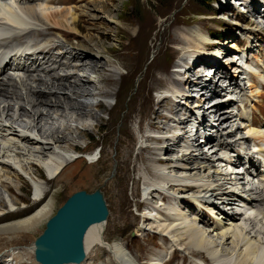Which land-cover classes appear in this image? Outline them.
I'll return each instance as SVG.
<instances>
[{
    "label": "bare ground",
    "instance_id": "bare-ground-1",
    "mask_svg": "<svg viewBox=\"0 0 264 264\" xmlns=\"http://www.w3.org/2000/svg\"><path fill=\"white\" fill-rule=\"evenodd\" d=\"M7 1L0 2V191L9 195L10 207L8 211L0 207V264H41L36 260V241L42 233L39 228L46 221L49 222L57 211L56 195L68 186L94 187L101 180L97 176L98 171L102 173L110 171L109 167L112 165H108V168L99 169L98 167L102 163L94 164L99 160H93L96 154L93 145L81 147L80 144V140L85 139L89 132L98 130L101 125L102 127L107 126L110 133L107 140H101L102 153H104L105 159L111 158L115 161L114 175L111 177L113 180L106 190L110 193H113L112 190L115 192L117 190V195H123V201L129 187L128 177L132 158L137 157V164L135 165L133 162L132 166L135 173L139 171L137 184L140 192L136 188L135 192L133 190V195L138 194V192L141 195L143 192L146 196L143 204L136 205L137 209L146 207L149 212L140 218L143 220V225L153 226L152 228L159 231V234L156 235H161L163 239L168 238L169 241H172V248L175 247V244L181 250L189 249L194 256L206 255L213 264H221L223 256L228 253L233 254L232 252H235L237 258H241L236 264H264V177L256 181L261 173L258 170L261 167L260 159L254 156L255 152L250 153L252 151L251 141L264 144V125L259 131H254L253 128L259 126L257 122L259 117L264 119V68L259 65L263 52L262 46L259 44L261 41L258 43L260 58L256 62H249L242 66L240 68L241 76H239L241 81H235L232 78L229 80L230 75L226 72V66L219 61V57L229 55L231 52L226 43H216L221 49L213 52V57H209L206 56V53L212 42L210 41V38L212 39L210 31L203 32V28H197V31L192 32L197 35L196 38H193L190 29H187L189 32L183 31L181 34L186 36L187 40H183L179 34L173 40L177 47L182 48H180L179 53L176 52L177 54L172 55L173 57L174 55H182L180 63L175 67L176 72L168 71L166 65L155 69L151 68V72L155 75L156 84L161 79L160 75L164 76L165 80L174 75L178 78L176 85L183 87V89L178 87L165 90L167 95L162 96L154 104L159 110L164 109L161 110L162 112L153 109L151 99H148L147 104L137 109L139 98L137 95L129 96L130 85H127L126 82L130 77L136 76L141 67L147 66L144 46L141 47L144 56L141 51L137 55H133L129 49L136 50L133 44L139 40L140 30L136 28L138 31L136 33L134 30L133 35L124 29L119 31L121 40L129 42V48L126 45L127 42L126 44L122 42L121 51L115 50L112 46L106 47L100 41L95 44H87V48H89L87 54L89 55L84 59L83 55L86 56L87 54L81 51L83 48L77 45L79 52L72 50L74 44L70 43L69 40H74L73 35L64 31L66 29L76 32L78 28L79 16L75 15L76 8H71V5H77L79 0H69L68 4L65 5L62 3L65 0H15L16 4ZM240 1L242 6L246 5L247 0ZM43 2H46L48 6L59 5L64 7L56 10L38 5ZM45 6L47 7V5ZM66 6H70V8ZM245 8H247V13L255 18H259L258 15L260 14L264 16L262 9L256 11L252 8L251 3H247ZM20 12L25 19L22 18ZM38 24L43 25L45 31L36 26ZM131 24L136 25V23ZM198 24L200 25V22ZM166 26L167 22L157 26L156 31L158 33L148 49V54L159 52L168 32L167 28L164 30ZM178 26H181V22L174 28ZM54 29L58 30L59 33H56ZM100 29L102 35L106 36L109 33L107 30ZM48 33L56 34V43L53 41L45 43ZM58 35H60L59 38ZM36 36L38 41L34 42L33 39ZM52 38L54 37L52 36ZM61 38L64 41H61ZM197 38L199 41L202 40L201 43ZM118 39L119 37L116 36V40ZM60 41L67 43V45ZM236 44L233 43L235 45L232 47L234 51L239 50V45ZM188 47L191 52L195 51L194 55L192 53L190 55L185 54ZM90 53L105 56V63L93 58ZM141 57H143V61H141L143 64L135 63L131 69L130 62H136ZM28 61L31 63V67ZM229 61L231 60L229 59ZM196 63L201 64L199 67L202 68L201 70L193 69ZM255 63L258 66H254ZM192 65L194 66L192 67ZM208 66L215 69L213 72L219 77L218 82L203 81L205 78H202V74L206 72ZM148 68L150 69V65L147 70ZM10 70L23 72V76L16 75V78L11 75L7 76ZM60 70L64 74L60 73ZM121 71H127V79L121 74ZM198 71L202 75L199 76L197 82L198 93L196 96L199 99L192 102L194 100L190 97H193L194 94L190 93L193 89L189 78L190 75L194 76ZM71 74H74L75 78L70 83L57 84V79L67 82L71 78ZM145 79L146 74L143 80ZM186 80L187 85H183ZM246 80H248L247 84H245ZM226 82H228V87L231 86L230 95H237L236 99L230 98V96L217 99L222 97L218 84L222 86ZM244 86L248 87L250 96ZM41 92H54V94H46L52 99H42L39 98L42 96ZM62 93H65L66 96L61 97ZM128 97L131 99L124 109L123 106ZM212 97L216 98V104L211 105L213 108L211 112L215 114V121H211L210 118L206 120V116L202 113V109L204 110L203 103ZM224 100L226 101L223 102ZM112 101L116 104L107 106ZM169 101L172 102H170L172 107L167 106L165 108V103L168 105ZM191 102L194 105H191ZM12 104L22 105L23 108L18 111L11 107ZM248 105H251V120H248L249 118L242 108L248 107ZM93 106L94 109L98 110L97 112L90 108ZM105 107L108 121L104 124L102 115L98 112ZM235 107L238 108L236 113L232 111ZM178 108L181 110L179 111ZM123 111L125 114L121 120L122 126L119 128L118 136L113 138L115 125L119 123V115ZM135 116V119L140 120L138 124V132L140 130L138 134L140 135L137 138L133 136L130 129ZM152 116L155 120L160 121L159 124L151 121ZM23 119L25 120L19 123ZM174 120H177L178 126H180V132L177 134H174L175 131H173L174 127L177 126L172 123ZM146 121L151 122L148 123L147 127ZM225 121L227 123L223 124ZM6 122H9V125H6ZM194 122H196L195 125ZM70 123H76L77 127H72ZM142 123L145 124V127L142 126ZM188 123L195 126L193 128L196 131L195 138L192 137L191 126H187ZM236 123L238 124L237 128H235ZM15 126L25 130V132H18L14 128ZM241 130L246 131V137L243 135V138L232 139L233 134ZM146 131L150 132L149 136L145 134ZM32 132L36 133L35 136L31 135ZM214 132L216 134H213ZM151 133L152 135H150ZM166 134H172V136L167 137ZM240 137L242 136L240 135ZM203 139H205V144ZM213 140L215 142L213 147L218 149L212 148L211 151L215 150L219 153L222 150L229 152L236 149L237 151L235 157L231 155L230 158H227L228 156L225 154L217 155L218 159L223 160L225 165L232 168L230 175L215 168L216 158L212 156L211 158L210 155L205 154ZM140 142H143L144 146L140 147L135 154ZM185 143L186 145H184ZM175 148L180 149L176 152ZM258 150L259 155L264 159V147ZM244 155L247 157H243ZM246 158H248L249 170L245 172L244 176L247 175L248 180L244 182L241 181V178L233 177L232 170L244 167L242 163ZM84 159L93 163L86 164ZM38 167L42 168L48 175L49 179L46 186L38 182L41 179V173L36 169ZM253 170H256L257 173L255 177L252 176ZM141 171L144 173L143 176ZM24 177L33 182L32 188L35 196L33 200L34 203H38L30 209H20L16 200L10 196L12 190L21 191L20 182ZM15 181L17 185H15ZM141 181H144L145 184L142 190L139 186ZM2 200L4 198L0 194V201ZM155 202L157 206L154 207L152 204L154 205ZM162 204L169 213L164 215V218L157 217L158 213L154 216L150 209L161 212L163 210ZM244 204L253 209L251 214L249 213L250 215H247L246 211L245 213L239 212V210L237 212L236 209L234 211V208L243 210L240 205ZM197 206L205 213L207 209L213 212L215 208L230 206L231 213L225 211L220 215L223 220L228 219L230 224L219 222L216 223L215 227H211L206 223L205 218H197L196 216L194 218L196 224H203L207 229H210L209 234L219 232L218 236L222 240L219 245L222 247L220 252L216 250L217 242L207 238V230L206 232L202 231L196 224L186 219L187 216L184 212L188 211L193 215L192 212L198 211ZM204 206L207 209H204ZM227 208L225 209L227 210ZM108 218L104 222L92 225L87 231L84 239L87 260L85 259L81 264H90L93 252L99 255L100 249H105L110 254L112 258H110L112 262L110 264H137L134 255L130 254L127 246L121 242L106 243ZM157 224L158 226H156ZM143 230L145 229L143 228ZM146 230L145 235L149 233V228ZM229 240H231V244H229L232 245L231 249L224 248L223 246L228 245ZM228 261V264H234L233 262L230 263L233 261L232 258Z\"/></svg>",
    "mask_w": 264,
    "mask_h": 264
},
{
    "label": "rangeland",
    "instance_id": "rangeland-1",
    "mask_svg": "<svg viewBox=\"0 0 264 264\" xmlns=\"http://www.w3.org/2000/svg\"><path fill=\"white\" fill-rule=\"evenodd\" d=\"M10 1H11L10 3H12V4L17 3V2H15V0H10ZM68 1L69 0L62 1L63 5L68 4ZM230 1L229 0H227V1H224V0H79L77 5H75V6L71 5V8H73V7L76 8L75 15L77 14L76 16H79L78 28H77L76 32H72V31H69L66 29H64V31H66V32L68 31L71 35H73L74 40L73 39L69 40L70 43L74 44L72 50L74 49V51L75 50L78 51L77 45H79L83 48V50H81V51L85 52L84 54H87V53H89L87 50V49H89V48H87V44H90V43L95 44L99 41L101 44L103 42V44H105L106 47L112 46L115 50L118 49L117 51H119V50L121 51L122 42L124 44H126L127 41L121 40V38L119 36L120 35L119 31L124 29L125 31L129 32V34L133 35L134 30H136V33L138 30H140V33L138 36L139 40L133 44V46L136 48V50L129 48V45H128L129 42H127V44H126L128 46V48L132 51L133 55H137L140 51H141V54H143L142 49H141L142 46H144V48L146 50V52H144V53L146 54V58H145L146 62L145 63H147L146 64L147 66L144 65L143 68L141 67V70L136 74V76L130 77V79L126 82L127 85H130L129 96H131V97L136 96V95L138 96L139 100L137 101L138 102L137 103V109H140L142 107V105L147 104L148 99L152 100L153 106H154V104L157 103L161 99L162 96L164 97L167 95L165 90H170L171 88H178L179 87V85H176L178 83V78L174 77V75H171L168 80H165V77L160 75L161 79L159 80V82H157L158 84H156L155 79H154L155 75L151 71L153 68L155 69L157 67L166 65L168 67V71L170 70L172 72H176L177 69L175 67L177 66L178 63H180V59L182 58V55H176V56L174 55V57L172 56L176 52L179 53V50L181 48V47L180 48L177 47L176 44L173 42V40L176 37H178V34L180 35V37L183 40L184 39L187 40V37L183 36L181 34L183 31L189 32V30H187V29L191 30V35L193 36V38L197 37V35H195V33H192L194 31H197L198 30L197 28H203L202 29L203 32L210 31L211 36H212V39L210 38V41H212V42L209 46V49L206 53V56L213 57V52H215L217 50L220 51L221 48L218 47L216 43H226L228 49L231 52L229 53V55H222L223 57L222 56L219 57L220 58L219 61L221 62L222 65L226 66V68H227L226 72H228V74L230 75L229 80L232 78L235 81H241V78L239 76H241V69L240 68L242 66L240 64L244 65V63L247 61V56H248L249 62H255L257 59L260 58V47L258 45V43L260 41H261V43H259V44H260V46H262L263 52H262V58L259 62V65H261L264 68V16H262L260 14V15H258L259 18H255L251 14L247 13V8H245L247 3H249V4L251 3L252 8H254L256 11H258L259 9L260 10L262 9L263 15H264V0H247V2L245 3L246 5H244V6L241 5L240 0H230ZM242 3H244V1H242ZM38 5H40V6L42 5V7L49 8V9L53 8L56 10L64 7V6L62 7L59 5H54V6L49 5L48 6V4L46 2H43L41 4L39 3ZM45 5H47V7ZM224 5H226V6H224ZM66 7L70 8V6H66ZM21 14L22 13L20 12V15ZM21 16H22V18L25 19V17H23V15H21ZM162 21L167 22V26L164 28V30L166 28L168 30V32L166 33V37L164 38L165 41L162 42L161 48L157 54H155V52L148 54V49L150 48L151 43H152L155 35L158 33V31H156V28L160 23H163ZM179 22H181V26L174 28L177 24H179ZM199 22H200V25L198 24ZM131 23H136V25L134 24V26H133ZM185 23H188L190 25H186ZM182 24H184L185 26ZM36 26H38L40 29L45 31L43 25L38 24ZM99 27L102 28L103 30L109 31L110 34L108 33V34H106V36L102 35L101 29ZM54 30L56 33H59L58 30H56V29H54ZM73 33H75L78 36L74 35ZM62 34H64V32H62ZM55 35H56L55 33H52V34L48 33V36L46 37L47 41H45V43H48L50 41H53L54 43H56L57 40H56ZM52 36L54 38H52ZM59 36L60 35H58V38H59ZM66 36H69V35H66ZM116 36L119 37L118 40H116ZM257 37H259V39H257ZM188 40H189V38H188ZM197 40L199 41L198 38H197ZM33 41L34 42L38 41L37 36L34 37ZM61 41H64V40L61 38ZM88 41H90V42H88ZM201 41H199V42L201 43ZM234 42L235 43H242V45L244 47H242L240 49V47L238 46L239 50L234 51L232 49V47L235 46V45H233ZM62 44L67 45V43H62ZM101 44H99V45H101ZM48 45H50V44H48ZM236 45H238V44H236ZM252 49H255V50H252ZM194 50H195V47H194ZM185 52H186L185 53L186 55H190L191 53H192V55H194L195 51L191 52L190 48L188 47ZM75 53H77V52H75ZM251 53H252V55H251ZM145 54H143V56ZM154 54L157 56H155ZM88 55L89 54H87L86 56L83 55V58L84 57L86 58ZM31 56H30V58L32 59ZM91 56L93 58L97 59L98 61H100L101 63H103V62L105 63V58H106L105 56H103V55L99 56L98 53L97 54L92 53ZM252 56H254V58ZM252 58L254 60H251ZM142 59H143V57H141L140 60L137 59L136 62L135 61L130 62V65L132 66L131 69H133V66L135 63H138V62L142 63L141 62V61H143ZM172 59H173V61H172ZM229 59L231 61H229ZM69 61L71 62L72 60L70 59ZM28 64L31 67V63L29 61H28ZM149 65H150V69L148 68V70H147V67ZM196 65L195 66L192 65V67L194 66L193 69H195V68H196L195 70H201L202 69V68H199L201 65L200 63H196ZM254 66H258V64L255 63ZM214 70L215 69L212 66H208L206 72H204L202 74L203 75L202 78H205V79H203V81L209 80V81H213V82H218L219 77H217V75L214 74V72H213ZM189 71H188V74L190 73ZM60 73L64 74L62 72V70H60ZM220 73H222V72L220 71ZM220 73H219V75H220ZM121 74L126 79L128 78V76L126 75L127 71L126 72L121 71ZM145 74H146V79L143 80L145 77ZM200 75L201 74L198 71V72H196V74L194 76L190 75V78H189L190 83H192V89H193L190 93L192 95L194 94L193 97H190V98H192V100H194L192 102H195L199 99L196 95L198 93L197 82L199 81ZM237 76H238V78H237ZM24 77H27V76L24 75ZM70 77L71 78H69V80L67 82L66 81H60V79H57L56 82L59 85L68 84L75 78V75L71 74ZM140 80H142V81L140 82ZM160 81H162V82L160 83ZM163 81H165V82L163 83ZM247 83H248V80L245 81V84H247ZM223 84H222V86H221V84L220 85L218 84V87L220 86V93L222 94V97L217 98V99H222L223 96H230V98L237 97V95H230L231 94V88H230L231 86L228 87V82L223 83ZM183 85H187V80ZM247 88L248 87H245V89L248 93L249 89H247ZM179 89H183V87H179ZM258 89L261 90L260 88H258ZM37 92H39V91H37ZM41 94H42V96H40L39 98L52 99V97H48L47 95L54 94V92H51V93L41 92ZM238 94L240 95L241 93L239 92ZM248 94L250 96V93H248ZM34 96H36V95L34 94ZM60 96L65 97L66 94L62 93ZM131 97L126 98L124 106H123L124 109L127 106V103L130 102ZM36 98H38V97L36 96ZM225 101L226 100H224L223 102H225ZM170 102L171 101H169L168 105H167V103H165V108H167V106L172 107V104H170ZM192 102H191V105H194V104H192ZM115 104L116 103L114 101H112V102L108 103L107 106L115 105ZM212 104H216V98L215 97H212L208 101L203 103L204 110L202 109V113H204V115L206 116L205 117L206 120H208L210 118L211 121H215V114H214V112H211V110L213 109L211 106ZM12 105H11V107L15 108L18 111H19V109L23 108L22 105H15V104H12ZM90 108L95 112L98 111V110L94 109V106L90 107ZM179 108H181V107H179ZM179 108H178V110L180 111L181 109H179ZM242 108H243L246 116L249 118L248 120H250V118H251V105H248V107H245V108L242 107ZM153 109L155 111H158V112H162L164 110V109L159 110V108H157V106H154ZM98 113L100 115H102L103 123L104 124L107 123L108 116H107V112H106V107ZM124 114H125V111H123L119 115V123L117 125H115V128H114L115 132H114L113 138L114 137L116 138L118 136V131H119V128L122 126L121 120H122ZM164 114H166L165 111H164ZM209 115H211V116H209ZM135 118H136V116L134 117V119ZM259 118L260 119L257 120L259 126L253 127L254 131H259L261 126L264 125V119L261 117H259ZM24 120L25 119L20 120L19 123H22ZM151 121H153L154 123L157 122L158 124L160 122L159 120H155L154 116H152ZM161 121H162V119H161ZM139 122H140L139 119H135L130 125V129L132 131V134L136 138L140 135V134H138V133H140V130L138 132ZM146 122H145V124L147 127L148 123H151V122H149V121L147 123ZM172 123L177 125L176 127H174L175 129L173 130V131H175L174 134H177L178 132H180V130H179L180 126H178L177 120L176 121L174 120V122H172ZM225 123H227V121H225L223 124H225ZM5 124L9 125V122H6ZM70 124L74 128L77 127L76 123H70ZM145 124L142 123V126L145 127ZM189 125L191 126L192 123L187 124V126H189ZM237 126H238V124L236 123L235 128H237ZM14 128L16 130H18V132H21V131L25 132V130L19 128L18 126H15ZM81 129H79V130L82 131ZM173 131H172V133H173ZM215 131H217V130H215ZM245 132L246 131H244V130L237 131L236 133L233 132L234 134H233L232 139L243 138V135L244 136L246 135ZM149 133H150L149 131H146L145 134L149 136ZM35 134H36L35 132H32L31 135L35 136ZM213 134H216V132H214ZM150 135H152V133ZM240 135L242 137H240ZM109 136H110V133L108 132L107 126L102 127V125H101L98 128V130H94V131L89 132L88 136L85 139L80 140V144L82 145V146L80 145L81 147H86L87 145H93L94 151L96 150V154H95V157L93 158V160L94 161L99 160L97 163H94V164H101L102 163L101 165H99V167H98L99 169H104V167L108 168V165H112V166L109 167L110 171H108L106 173H104V172L102 173V172L98 171L97 176H99L98 178H99V180L100 179L101 180L99 181L98 184H96V186L94 185V187H87L86 188V187H82V186H77V187L76 186L75 187H69L68 186V187L64 188L59 194L56 195V202H57L56 213L66 203V201L71 196L76 194V192L84 191V192H87L88 194H93L97 191H100L104 196L106 205H107L108 210H109L108 226L106 227L107 233L105 235L106 236L105 237L106 243L113 244L115 242H121L124 246H127L130 254L132 256L134 255L133 257L136 259L137 264H213L212 262H210V260L208 259V257L206 255L194 256L193 252L190 251L189 249H187L186 251L184 249L181 250V248L176 247L175 244H174L175 247L172 248L171 247L172 241H169L168 238L163 239V237L161 235L160 236L156 235L159 231L152 228L153 226L147 227V225H143V223H142L143 220L140 218H142V216L146 215L149 212L147 211L146 207L139 208V209H137V207H136V205L140 206L141 203L143 204V202L145 201V198H146V196H145V194H143V192H141L142 193L141 195L139 193L140 190H139L138 184H137L138 180H139V171L137 173H135V169H133V166H132L133 162H135V165L137 164V162H136L137 157L136 156H134L132 158V164L130 166V174L128 177L129 187L127 188V191L124 195V198H125L124 201L122 198L123 197L122 194L117 195V192H118L117 190H116V192L114 190H112L113 193H110L106 190L107 187L109 186V183H111L113 180V178H111V177L114 175V169H115V161L111 160V158L105 159L104 153H102V148H101V147H103L101 144V140H103V139L107 140V137L109 138ZM166 136L169 137V136H172V134H166ZM180 141L182 142V140H179V142ZM213 143H215L214 140L211 141L210 148L208 151H206L207 153H205V154L208 156L210 155L209 157L212 156L213 158H216L215 159V168L222 171V173H224V174L229 173V175H230L232 168H230V166L225 165L226 163L223 162V160L221 161V159H218L217 155L222 156V154H225L226 156H228L227 158H230L231 155H232V157H235V155H237L236 149H234L235 151L232 150L229 152H227V151L225 152L224 150H222L220 153H219V151H215V150L211 151L212 148L218 149L216 147H213ZM257 143H258V141H256V142L251 141L250 142V147L252 149V151H250V153L253 154L255 152L254 156L258 157V152L255 148L258 145ZM139 144H140V145H138L139 147L137 146V148L135 150V154L138 152V149L140 147L144 146L143 142H140ZM175 150H176V152L178 151L177 148H175ZM110 152L113 153L112 151H110ZM173 154L176 155L175 153H173ZM178 155H180V154H178ZM102 156H103V158H102ZM243 157H247V156L244 155ZM84 161H86L85 162L86 164L87 163L88 164L93 163L90 160L84 159ZM222 166H224V167H222ZM36 169H37V171H39V173H41V179L38 182L42 183L43 185L46 186L48 183V179H49L48 175L45 174L46 172L42 168L38 167ZM238 170L244 171V169H242V168H240ZM238 170L235 173H232V176L241 178L242 179L241 181H244V182L247 181L248 180L247 175L244 176L246 171H244V175H242V173H239V174L237 173V172H239ZM253 171H255V170H253ZM109 173H111V174L109 175ZM140 173L143 176V174H144L143 171H141ZM109 178H111V179H109ZM256 181H258V180L256 179ZM256 181H255V184H257ZM141 182H143V187H144L145 186L144 181H141ZM20 183H21L20 188H21L22 192L12 190L10 193V196L14 200H16L17 205H19L18 207H20V209L21 208L22 209H24V208L30 209V208L36 206L35 204H38V203H34V200H33L35 197L34 192H33V188H32L34 186L32 184L33 182L29 178L24 177L23 179H21ZM15 185H17V182L15 183ZM139 186H140V183H139ZM136 188L139 190V192H138V194L133 195V190L135 192ZM141 190H142V187H141ZM12 193H13V195H12ZM0 194H2V197L5 200V201L4 200L0 201V207L4 210L8 211L9 207H10L9 206V201H10L9 195L3 193L2 191H0ZM22 199H23V201H22ZM152 206H154V207L157 206L156 202L154 205L152 204ZM173 207H175V206H173ZM226 207H228L227 210L225 209ZM197 209H198L197 212H192L194 216L191 215V213L188 211L184 212V214L187 216L186 219L193 222L194 224H196L194 222L195 216L197 218H201V217H202V219L205 218L207 220L206 223L209 224V226H211V227H215L216 223H219V222L220 223L222 222L224 224L225 223L230 224L228 219L223 220L222 216H220L221 213L223 214V212H225V211L228 213H231L230 206H224V208H220V209L215 208L213 212L204 206V209H207L206 213H205V211L200 209L198 206H197ZM235 209L237 212H238V210H239V212L241 211L244 213L246 211L247 215H250L251 211L253 210L252 208L243 209V210H241L240 208L239 209L234 208V211H235ZM150 210L153 211L154 216H156L155 214H157V210H152V209H150ZM56 213L52 217H54L56 215ZM161 213L162 214H158L159 217L164 216L163 211ZM186 213H188V214H186ZM52 217L50 219H52ZM223 217H225V216H223ZM125 218H126V220H125ZM118 220H120V221L118 222ZM47 223H48V221H46L39 228L40 232L43 233L45 231ZM196 225L198 226L199 229H201L204 232H206V230H207V233L209 234L208 231L210 229H207V227H205L203 224H199V225L196 224ZM156 226H158V224ZM156 226H154V227H156ZM143 228L145 230H146V228H149V231H148L149 233H147L145 235L144 233L147 230L145 231V230H143ZM140 229H142L143 232L140 231ZM218 233L219 232H215L213 234H209V235L207 234L206 236L209 240H211L213 242H217L218 245H216V250L220 252L222 247L219 245L222 243V240L219 238ZM41 234H40V236H41ZM163 240H165V241H163ZM229 244H231V240L228 241V245L223 246V247L227 248V249H231L232 245H229ZM99 253H100L99 255H96L93 252L92 259L90 260V264H98V263L99 264H101V263L102 264H106V263L110 264V262H111L110 261V258H111L110 254L108 252H106L105 249H100ZM232 253L233 254L228 253L225 256H223V261L220 263L221 264H228L229 263L228 260H230V258H232L233 261H231L230 263L233 262L234 264H236V262L239 261L241 258H237V255L235 254V252H232ZM189 254L192 255L193 259L191 258V255H189ZM173 257H174V260H173Z\"/></svg>",
    "mask_w": 264,
    "mask_h": 264
},
{
    "label": "water",
    "instance_id": "water-1",
    "mask_svg": "<svg viewBox=\"0 0 264 264\" xmlns=\"http://www.w3.org/2000/svg\"><path fill=\"white\" fill-rule=\"evenodd\" d=\"M103 194L78 192L47 223L36 241V260L41 264H81L86 259L84 239L89 228L107 220Z\"/></svg>",
    "mask_w": 264,
    "mask_h": 264
}]
</instances>
